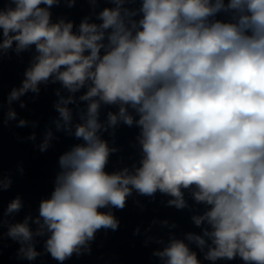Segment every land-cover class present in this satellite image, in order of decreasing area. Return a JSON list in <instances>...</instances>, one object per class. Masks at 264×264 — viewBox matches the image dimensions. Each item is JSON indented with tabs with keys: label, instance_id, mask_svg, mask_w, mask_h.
Wrapping results in <instances>:
<instances>
[{
	"label": "clouds",
	"instance_id": "obj_1",
	"mask_svg": "<svg viewBox=\"0 0 264 264\" xmlns=\"http://www.w3.org/2000/svg\"><path fill=\"white\" fill-rule=\"evenodd\" d=\"M55 2L11 0L14 7L0 10L5 37L0 47L15 41L17 51L35 45L39 53L9 102L28 90L38 92L37 85L54 74L73 93L92 82L80 97L91 100L87 118L75 130L84 143L59 158L63 172L35 220L37 235L50 233L47 252L63 262L97 230H115L114 216L99 209H123L132 189L148 196L158 190L170 194L175 199L169 203L183 208L181 189L195 185V199L211 206L193 218L197 226H211L204 236L214 247L206 258L238 255L246 264H264V0H229L227 5L223 0H143L134 35L136 23L128 28L121 16L123 0L99 14L101 24L82 22L79 35L71 23L50 24V13L41 5ZM222 10L236 13V22H209ZM100 101L120 103L118 115L128 125L133 118L123 105L139 113L144 157L135 174L105 171L110 150L97 136ZM70 102L71 97L56 105L65 124L72 116L62 105ZM15 115L8 113L9 119ZM117 120L109 113V125ZM20 208L17 198L7 212ZM28 219L11 226L8 236L30 242ZM188 240L201 248L206 243L193 234ZM20 251L29 260L37 256L31 244ZM157 255L166 258L165 264H200L181 240H172Z\"/></svg>",
	"mask_w": 264,
	"mask_h": 264
},
{
	"label": "water",
	"instance_id": "obj_2",
	"mask_svg": "<svg viewBox=\"0 0 264 264\" xmlns=\"http://www.w3.org/2000/svg\"><path fill=\"white\" fill-rule=\"evenodd\" d=\"M212 2L215 3V0ZM228 2L223 0L225 5ZM142 3L143 0H123L119 5L126 27L131 28L132 22L137 25L136 29H132L133 35L139 28V20L143 18L140 11ZM117 6L116 0H56L52 6L41 5L50 13V24L61 21L71 23L72 32L76 35L80 34L82 22L99 25L102 23L99 14L106 8L115 9ZM9 7H14L11 0H0V10ZM237 18L232 10H222L209 17V22L235 23ZM104 31L102 43L107 44L111 29ZM4 39L3 30L0 29V44ZM104 53L105 49L102 48L101 55ZM38 55L35 45L17 51L14 41L7 49L0 47V264H165L166 258L157 253L168 247L172 240L183 241L196 254L200 264H246L238 255L231 260L218 258L213 261L206 258L209 249L214 247L211 239L204 236V231H211V226L207 222L197 226L193 218L204 215L211 206L195 199L194 193L198 191L195 185L181 189L185 201L183 208L169 203L175 199L170 194L158 190L148 196L132 189L123 209L112 206L99 209L114 216L118 222L115 230H97L94 238L82 246L79 253L74 252L63 262L47 252L45 244L50 233L45 231L43 235H37L39 225L35 220L39 217L41 201L51 198L57 177L63 172L59 158L84 143L75 136V130L87 118L91 100H81L80 97L87 93L92 82L87 80L73 93L54 74L47 82L37 85L38 92L28 90L17 100L9 102L12 91L23 86L26 72L34 65ZM69 97L72 102L62 106L70 110L72 119L65 124L56 105ZM92 100L99 98L93 97ZM121 106L120 103L105 104L100 101L98 122L101 129L97 136L110 150L105 171L115 174L127 169L128 174H135L136 169L142 166L144 157L142 128L137 123L139 113L130 105H123L126 114L133 118V123L128 125L118 115ZM9 112H15L14 119H9ZM109 113L118 116L115 125H109ZM21 120L25 121L23 126L20 125ZM49 132L48 146L41 151ZM5 184L8 186L4 187ZM17 198L21 201L20 210L8 213V206ZM26 218H30L28 226L33 237L30 242L22 244L8 236V231ZM189 234L202 236L206 241L205 246L201 248L188 240ZM28 244L37 252L32 260L20 251Z\"/></svg>",
	"mask_w": 264,
	"mask_h": 264
}]
</instances>
